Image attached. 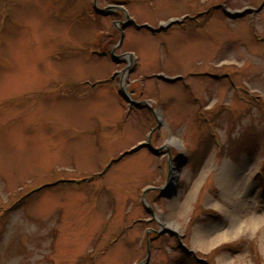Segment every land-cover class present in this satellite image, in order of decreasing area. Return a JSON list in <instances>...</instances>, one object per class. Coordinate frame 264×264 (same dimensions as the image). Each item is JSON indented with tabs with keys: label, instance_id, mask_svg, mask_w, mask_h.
<instances>
[{
	"label": "rangeland",
	"instance_id": "obj_1",
	"mask_svg": "<svg viewBox=\"0 0 264 264\" xmlns=\"http://www.w3.org/2000/svg\"><path fill=\"white\" fill-rule=\"evenodd\" d=\"M0 88V264H264V0H0Z\"/></svg>",
	"mask_w": 264,
	"mask_h": 264
},
{
	"label": "bare ground",
	"instance_id": "obj_2",
	"mask_svg": "<svg viewBox=\"0 0 264 264\" xmlns=\"http://www.w3.org/2000/svg\"><path fill=\"white\" fill-rule=\"evenodd\" d=\"M2 88H0V92H1Z\"/></svg>",
	"mask_w": 264,
	"mask_h": 264
}]
</instances>
